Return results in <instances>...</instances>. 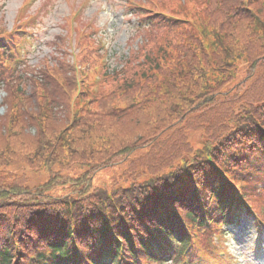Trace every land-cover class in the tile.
<instances>
[{
	"label": "trees",
	"instance_id": "trees-1",
	"mask_svg": "<svg viewBox=\"0 0 264 264\" xmlns=\"http://www.w3.org/2000/svg\"><path fill=\"white\" fill-rule=\"evenodd\" d=\"M222 3L221 14L210 20L214 30L191 39L201 54L187 44L188 54L168 68L170 92L165 97L159 86L158 94L150 92L149 103L130 113L116 112L110 104H91L72 120L61 113L46 118L22 110L21 122L18 118L10 126L0 124V264L20 263L13 239L27 251L48 227L60 224L68 232L66 240L59 238L70 252L71 217L80 230L98 214L96 220L105 228L99 210L117 214V208L131 210L132 201L141 206L157 188H175L181 175L200 166L210 172L207 153L220 160L237 139L252 135L247 127L260 123L258 114L236 111L238 104H232L239 95L230 97L224 91L240 74L242 58L248 59L249 76L264 59V50L258 53L264 48V0H251L250 12L242 0ZM231 9L239 13L233 23ZM242 28L249 29L246 43L236 37ZM248 103L252 107L258 102ZM171 130L172 135L167 133ZM187 132L194 135L189 138ZM20 168L45 171L50 178L31 189L16 176ZM72 263L73 255L66 254L58 264Z\"/></svg>",
	"mask_w": 264,
	"mask_h": 264
},
{
	"label": "rangeland",
	"instance_id": "rangeland-1",
	"mask_svg": "<svg viewBox=\"0 0 264 264\" xmlns=\"http://www.w3.org/2000/svg\"><path fill=\"white\" fill-rule=\"evenodd\" d=\"M21 2L22 0H0V31L2 29L10 28L11 24L14 22L17 7ZM125 2L126 0H117L115 2L113 0H98L96 4L91 5L86 13L91 16H95L97 14L101 26H103V23H107L109 26L107 28L108 32L113 33L112 40L109 42V48L112 52V59L110 63H112L114 68L119 67L124 61L135 59L138 54V49L142 48L145 39H147L146 37L149 35V33L138 34L136 32L138 19L133 16H129L128 11L124 12L123 4ZM39 8H42L43 14L41 15L40 26L38 28L39 32H37L36 37L40 36V38H35L36 48L33 51L32 57L29 59V66L37 68V71H40L43 75H45L46 70L45 67H42V65L46 62H51L50 64L52 67H55L54 72L60 81L63 83L66 81L68 82L70 81L71 75V61L67 58L70 49L67 48V44L65 42L66 33L63 29H65L64 16L68 15L70 6L64 0H40L35 11ZM101 9H106V12L98 13V10L101 11ZM248 33L249 29H246L245 31V28H242L237 32L236 37L237 39L241 38L242 42L246 43L248 41ZM161 42L163 43V40ZM237 42L239 41L237 40L236 43ZM263 50L264 48H262L258 53H261ZM55 61L57 62L54 63ZM60 64L62 74H59L56 68ZM137 66V63H133L130 68L137 70ZM249 69L250 66L248 59L246 57L242 58L239 61L238 70L244 75H242V77L238 75L231 89L228 88L227 90L229 91L230 97L236 96L239 86L243 83L244 77L246 78V81L243 84V89L239 95L240 97L233 99L234 104H232V106L234 107L238 104L237 107H235L236 111L241 108L251 110L248 101L252 98L256 101L264 102V59L260 65H258V68L254 70V74L251 76H249L248 73ZM68 87L72 89V85L69 84ZM169 92L170 91L167 90L163 93L161 98L165 97ZM224 92H226V90ZM8 96L9 94H0V114H2L0 124H3V126H7L8 122L11 124L12 122H16L18 118H20L19 122H21V117L18 116V114L16 115L18 111L12 110L13 104L14 109L19 107L20 99L17 97L14 100L12 99L11 101H8ZM216 97L223 98V95H216ZM55 101V110H52L49 107H40L38 105V112L42 113V115L46 118H51L53 114L61 113V116H64L65 119H70L69 109L70 105L75 101L74 95L63 88V92L60 91L58 93V98H56ZM160 101L166 102L167 100L161 99ZM5 105H7L5 108L2 107ZM202 114L204 115V113ZM213 115L215 114L213 113ZM167 133H171L170 135H172L174 130ZM186 135L189 138L192 137L191 132H187ZM15 174L19 178H24L26 186L33 189L45 184L50 177V175L45 171L35 172L31 171L29 168L16 170ZM11 182L12 180H8L7 183L10 184ZM244 222L245 223L242 225V229L247 230L248 223L246 221ZM250 236L254 237V233H252L249 229L242 237V247L245 253H247L248 248H251L249 247ZM250 263L251 262H249V264Z\"/></svg>",
	"mask_w": 264,
	"mask_h": 264
}]
</instances>
